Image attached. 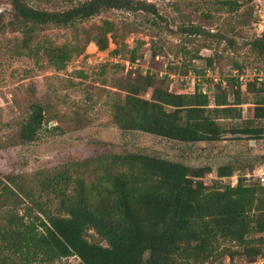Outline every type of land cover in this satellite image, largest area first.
<instances>
[{
	"label": "trees",
	"instance_id": "obj_1",
	"mask_svg": "<svg viewBox=\"0 0 264 264\" xmlns=\"http://www.w3.org/2000/svg\"><path fill=\"white\" fill-rule=\"evenodd\" d=\"M68 1L65 8H45L10 0L8 17L0 12V35H14L6 45L10 55L43 59L59 70L89 42L104 50L111 39L114 56L121 57L127 45L113 21L80 23L111 9L159 16L155 4L144 0ZM53 27L70 29L69 41L55 44L45 34ZM184 30L199 33L193 26ZM254 44L264 54V39ZM124 60L134 63L135 49ZM255 83L258 95L249 117L242 118L238 77L220 79L211 102L198 86L173 92L150 69L127 68L114 86L124 96L112 105V119L120 129L183 143L218 141L228 132L219 120L239 119L229 130L257 139L263 133L258 122L264 120V82L245 86L252 90ZM45 117V107L31 102L13 142L37 139ZM211 171L141 151L109 150L39 169L30 182L8 175L0 179V264H54L68 257L77 258L71 264H208L233 256L232 247L254 261L264 255V184L243 175L234 185L223 182L234 174L230 164L218 166L217 179L208 183ZM88 231L104 243L89 240Z\"/></svg>",
	"mask_w": 264,
	"mask_h": 264
},
{
	"label": "rangeland",
	"instance_id": "obj_2",
	"mask_svg": "<svg viewBox=\"0 0 264 264\" xmlns=\"http://www.w3.org/2000/svg\"><path fill=\"white\" fill-rule=\"evenodd\" d=\"M10 0H0V12L8 17ZM155 4L159 16L144 12L106 10L80 23L90 26L108 19L116 24L118 35L127 45L121 57L114 56L115 44L101 50L94 42L83 54L73 56L57 70L45 60L12 56L6 49L13 34L0 35V179L8 175L24 176L30 182L39 169L59 166L73 159H83L104 151L134 150L190 166L208 165L205 176L210 183L217 179L220 165L235 167L234 174L221 178L234 185L239 175L247 181L264 184V120L258 122L263 133L252 139L229 130L241 120L220 119L227 129L221 139L211 142L183 143L140 130L120 129L112 119V105L124 92L115 88L127 68L125 57L135 49V71L148 68L173 92L190 93L195 86L213 102L218 81L244 76L240 88L242 118L249 117V106L260 87L253 73L264 71V54L254 42L264 39L251 0H144ZM35 6L65 8L68 0H28ZM196 27L199 33L184 29ZM45 34L55 44L68 42L71 30L50 28ZM209 70V72H205ZM234 85V84H233ZM227 86L228 101L234 99L235 86ZM150 90L145 94L148 97ZM31 102L45 107L43 129L29 143L13 142L18 122L26 115ZM91 241L104 243L93 231ZM233 256H222L208 264H240L247 261L241 250L232 247ZM264 252V248H263ZM77 258H62L54 264H71Z\"/></svg>",
	"mask_w": 264,
	"mask_h": 264
},
{
	"label": "built area",
	"instance_id": "obj_3",
	"mask_svg": "<svg viewBox=\"0 0 264 264\" xmlns=\"http://www.w3.org/2000/svg\"><path fill=\"white\" fill-rule=\"evenodd\" d=\"M253 5H254V13L257 17V20L259 23H261L260 26H264V0H253ZM132 64L129 63V61L125 62V65L128 67H132ZM206 72H209V70H206ZM238 78L242 80L244 76L239 75ZM254 79H256L259 82H264V71L260 69L257 73H253V80ZM240 264H264V255L259 256L254 261L251 262L245 261Z\"/></svg>",
	"mask_w": 264,
	"mask_h": 264
}]
</instances>
